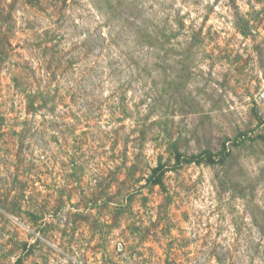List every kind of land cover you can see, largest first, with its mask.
<instances>
[{
    "label": "rangeland",
    "instance_id": "obj_1",
    "mask_svg": "<svg viewBox=\"0 0 264 264\" xmlns=\"http://www.w3.org/2000/svg\"><path fill=\"white\" fill-rule=\"evenodd\" d=\"M0 264H264V0H0Z\"/></svg>",
    "mask_w": 264,
    "mask_h": 264
},
{
    "label": "trees",
    "instance_id": "obj_2",
    "mask_svg": "<svg viewBox=\"0 0 264 264\" xmlns=\"http://www.w3.org/2000/svg\"><path fill=\"white\" fill-rule=\"evenodd\" d=\"M205 156H207L210 160L212 158V154L210 152L206 151V152H203V153H201L200 155H198L196 157H191V158L185 159V163H193V162L197 163L202 158H204ZM180 158H181V155L177 154V156H176V163L177 164L180 162ZM153 171H154L155 175H156V173H159V175H156L155 177L153 176L152 179H150L149 182H151L152 184L156 185V184H159V180H160V176L162 175L163 167L161 165H159Z\"/></svg>",
    "mask_w": 264,
    "mask_h": 264
}]
</instances>
